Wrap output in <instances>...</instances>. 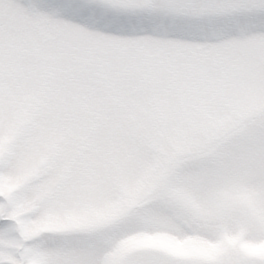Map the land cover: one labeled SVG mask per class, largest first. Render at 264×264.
<instances>
[{"label":"snow or ice","instance_id":"obj_1","mask_svg":"<svg viewBox=\"0 0 264 264\" xmlns=\"http://www.w3.org/2000/svg\"><path fill=\"white\" fill-rule=\"evenodd\" d=\"M0 264H264V0H0Z\"/></svg>","mask_w":264,"mask_h":264},{"label":"rangeland","instance_id":"obj_2","mask_svg":"<svg viewBox=\"0 0 264 264\" xmlns=\"http://www.w3.org/2000/svg\"><path fill=\"white\" fill-rule=\"evenodd\" d=\"M45 2L52 3V2H57V0H45Z\"/></svg>","mask_w":264,"mask_h":264}]
</instances>
